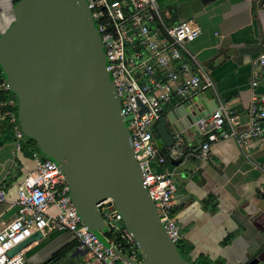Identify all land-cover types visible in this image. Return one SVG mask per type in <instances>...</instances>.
I'll list each match as a JSON object with an SVG mask.
<instances>
[{
    "label": "water",
    "instance_id": "water-1",
    "mask_svg": "<svg viewBox=\"0 0 264 264\" xmlns=\"http://www.w3.org/2000/svg\"><path fill=\"white\" fill-rule=\"evenodd\" d=\"M11 10L13 18L0 32V72L16 98L17 125L37 153L58 166L80 220L110 246L98 209L105 202L106 210L119 214L139 257L110 246L119 258L132 264H192L169 239L142 183L86 1L17 0ZM216 105L208 90L176 103L154 125L158 150L171 146L174 135L200 133L196 121ZM252 225L264 233V210ZM38 236L32 233L8 255ZM257 262L264 264V248L244 264Z\"/></svg>",
    "mask_w": 264,
    "mask_h": 264
},
{
    "label": "built area",
    "instance_id": "built-area-1",
    "mask_svg": "<svg viewBox=\"0 0 264 264\" xmlns=\"http://www.w3.org/2000/svg\"><path fill=\"white\" fill-rule=\"evenodd\" d=\"M85 1L99 35L105 69L119 99L120 114L129 133L142 183L160 224L176 244L182 239L172 211L176 204V187L169 170L156 171L154 167L178 160L186 153L179 135L174 137L171 146L159 151L152 133L159 117L176 103L211 86L206 70L186 48V43L199 34V28L192 20L167 24L154 0ZM251 75L246 127L235 130L230 108L223 103L216 105L196 121L204 135L196 147L195 155L199 159L207 157L210 144L218 138L232 137L242 147L249 140L264 135V94L256 91L259 81L264 80V48L252 61ZM0 80V87L6 88L3 79ZM10 121H14L12 116ZM224 125L227 131L222 130ZM13 137L14 148L18 150L23 138L18 125L13 128ZM5 195L0 185V203L5 202ZM104 203L101 202L98 209L107 230L117 237V240L106 239L107 242L119 251V247H127V251L133 253V240L119 214L106 210ZM9 205L15 207V215L0 227V264H26L23 248L12 255H8V251L32 233L47 231L68 232L76 242L75 248L88 252L94 264H132L119 258L110 246L104 247L80 220L58 166L37 152L33 153L32 169L17 183L15 198Z\"/></svg>",
    "mask_w": 264,
    "mask_h": 264
},
{
    "label": "crops",
    "instance_id": "crops-1",
    "mask_svg": "<svg viewBox=\"0 0 264 264\" xmlns=\"http://www.w3.org/2000/svg\"><path fill=\"white\" fill-rule=\"evenodd\" d=\"M157 1L165 9L167 24L192 20L199 28L197 37L186 43L211 82L199 91H210L217 105L228 106L234 115L233 128L244 129L252 61L264 48V2ZM11 6L12 0H0V32L13 18ZM256 91L264 94V80L259 81ZM4 103L12 104L9 99ZM1 119L0 114V124ZM222 130L227 131V126ZM12 133L0 125V185L6 193L5 202L0 203V227L15 215V207L9 203L15 198L17 183L32 169L35 153H21L24 157L19 158L16 153L21 149L14 148ZM179 136L186 155L170 170L162 166L154 170L172 173L176 187L172 211L182 231L181 241H186L183 248L187 256L201 264L246 263L264 248V233L252 225L254 217L264 210V198L260 197L264 193V135L242 147L232 137L218 138L203 160L195 153L204 135L193 130ZM23 163L26 168L21 174L19 165ZM71 240L66 231L39 233L23 247L24 261L39 264ZM71 252V256L84 254L76 248Z\"/></svg>",
    "mask_w": 264,
    "mask_h": 264
},
{
    "label": "trees",
    "instance_id": "trees-1",
    "mask_svg": "<svg viewBox=\"0 0 264 264\" xmlns=\"http://www.w3.org/2000/svg\"><path fill=\"white\" fill-rule=\"evenodd\" d=\"M17 0H12V3H14ZM0 79H2V74L0 72ZM1 81V80H0ZM11 100L12 104L11 106L6 105L4 102L5 100ZM175 102V99H172V103ZM0 114L2 115V119H1V128H6L7 131H11L13 132V128L14 126H17V120H16V98L13 95L12 92H10L8 89L6 88H2L0 87ZM11 116L14 118V121L11 122L10 118ZM13 136V133L11 134ZM153 137L155 138L156 134L155 131L153 130L152 133ZM26 138V137H25ZM7 139L8 136H7ZM27 141H30L32 143H34L31 139H24V137L22 138V142L23 145L25 147L27 144ZM20 143V147L19 149H22V144ZM36 146V145H35ZM36 152H37V147H36ZM103 236L105 239L109 240L112 238H115L117 240L116 234H113L111 232V230H107L103 233ZM177 245V244H176ZM76 247V242L75 240H71V242L65 244L64 246H62L60 249L56 250L54 253H52L48 259H46L45 261L39 263V264H53L57 261L58 258H60L64 253L71 251L73 248ZM179 252L183 255L182 251L180 250V248L177 246ZM119 249L121 250L122 253H124V250H128L127 247H119ZM125 254V253H124ZM184 256V255H183ZM185 257V256H184ZM186 258V257H185ZM187 259V258H186ZM192 263V262H191ZM193 264V263H192ZM205 264V263H204ZM256 264H261L260 262H257Z\"/></svg>",
    "mask_w": 264,
    "mask_h": 264
},
{
    "label": "rangeland",
    "instance_id": "rangeland-1",
    "mask_svg": "<svg viewBox=\"0 0 264 264\" xmlns=\"http://www.w3.org/2000/svg\"><path fill=\"white\" fill-rule=\"evenodd\" d=\"M155 1V4H156V6H157V8H158V11L162 14L163 13V10H165L163 7H160L159 6V3H158V1L157 0H154ZM24 139H26L25 137H24ZM22 142V141H21ZM22 144V149H21V151L20 152H17L16 153V155L19 157V158H22V157H24V156H19V155H21V153H23L25 156H30L31 155V153L32 152H36V146H35V144L34 143H32V142H30V141H27V144H26V146L27 147H25L24 145H23V143H21ZM24 162V161H23ZM26 162L28 163V161L26 160ZM162 167H166L167 169H169L170 170V168H171V164L167 161V162H165L163 165H161ZM19 167H20V172H21V174H23L24 172H25V168H26V165L23 163V164H21V165H19ZM163 170V169H162ZM102 208H100V210H101ZM177 244V246L180 248V250L182 251V253H183V255L188 259V260H190V262H192L193 264H201V262H200V260H198V259H196V260H192V259H190L188 256H187V254H186V252H185V250H184V248H183V245H185L186 244V241H179V242H177L176 243ZM71 251H68V252H66V253H64L60 258H58L57 259V261L55 262V263H53V264H90V263H93V260H92V258H91V255L88 253V252H85L84 254H82V255H78V256H71ZM124 253L126 254V255H128V256H131L134 260H138L139 259V257L137 256V254L136 253H130V252H128L127 250H124Z\"/></svg>",
    "mask_w": 264,
    "mask_h": 264
}]
</instances>
